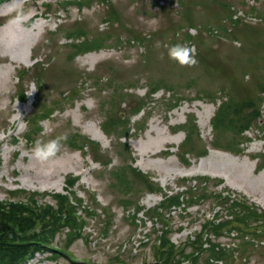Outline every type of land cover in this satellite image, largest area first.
Masks as SVG:
<instances>
[{
    "label": "rangeland",
    "instance_id": "1",
    "mask_svg": "<svg viewBox=\"0 0 264 264\" xmlns=\"http://www.w3.org/2000/svg\"><path fill=\"white\" fill-rule=\"evenodd\" d=\"M18 1L0 5V200L10 199L11 191L23 190L39 193L43 203L55 205L52 196L65 194L70 179L77 177L73 192L84 200L82 215L90 214L82 239L68 247L58 261L38 255L29 264L163 263L160 238L167 235L168 225L162 217L172 210L160 208L164 195L152 193L145 179L155 182L156 188L159 184L168 195L186 194L187 200L223 193L264 213V170L259 171L264 163V0H24L18 6L31 16L27 27L17 29L8 23L16 8L9 13L4 8ZM229 8L234 20H243L237 28ZM112 10L118 20L111 17ZM36 24L43 27L32 32L27 43V32ZM77 30L84 31L90 42L104 41L105 47L72 59L75 50L65 36L76 35ZM21 41L26 43L20 47ZM177 43L194 49L195 65H180L169 58L166 46ZM89 54L99 60H90ZM22 85L27 104L32 102L29 107L18 99ZM127 85L134 86L133 90L127 91ZM39 87L44 90L41 100ZM156 87L161 90L149 98ZM125 93L131 97H122ZM227 98L235 105L254 101L255 108L262 98V118L260 123L251 121L243 139L224 133L220 143L224 149L215 150L217 132L212 121ZM177 99L178 107L168 113ZM140 105L147 106L146 114L133 118L131 114ZM43 108L56 112L40 125L48 129L41 140L64 138L59 152L40 162L32 154L37 137L30 144L27 134ZM212 108L215 112L209 117ZM120 114L126 120L131 115L132 137L124 141H118V134L107 136L103 131L110 120L121 124ZM191 120H195L201 141L197 137L193 141L194 152L190 153L194 159L187 166L179 159L186 133L174 132L180 127L186 130L184 126ZM95 133L100 139H95ZM75 134L88 146L84 152L69 148L67 138ZM165 137L177 142L162 146L161 153L143 154L144 146ZM241 141L244 144L236 147ZM207 147V157H195ZM202 160L209 167L201 170ZM123 168L127 170L128 194L127 189L113 184L110 175ZM195 170L199 172L190 176ZM220 180L224 184H218ZM92 196L101 205L93 204ZM213 199L207 197L187 206L186 211L173 210L168 238L176 248L186 247L190 254V242L199 240L203 227L216 214L222 221L233 220L230 204L227 210ZM127 200L133 204L129 208L123 204ZM136 205L142 212H137ZM261 225L264 217L260 223L249 224L253 229ZM233 232L219 239L213 232L209 235L224 252L235 250V258L218 262L204 252L198 264H264V231L256 234L251 245H244L243 234L251 237L252 232ZM65 234L56 241L59 247L67 245ZM70 252L78 263L70 261Z\"/></svg>",
    "mask_w": 264,
    "mask_h": 264
},
{
    "label": "trees",
    "instance_id": "2",
    "mask_svg": "<svg viewBox=\"0 0 264 264\" xmlns=\"http://www.w3.org/2000/svg\"><path fill=\"white\" fill-rule=\"evenodd\" d=\"M5 1L8 0H0V5ZM91 1L92 0H89L88 3ZM103 1L108 2V0ZM79 5L82 7L83 4L80 3ZM228 12L229 17H231L232 24L237 28L243 20L239 18L234 20L235 14L232 16L230 8ZM110 15L117 20L119 19V16H117L114 10L110 12ZM65 39L71 41V45L75 50L72 59L77 58L83 53L101 50L105 47L104 41L90 42L89 39H87V34L82 30H77L76 35L65 36ZM144 39V41L148 40V38ZM39 75L43 76V72H39ZM18 78L19 82L22 83V78L20 76H18ZM96 85H98V83H96ZM22 87L23 85L20 87L21 92L18 99L22 103H27V91ZM159 87H156L148 93L149 98L161 90ZM133 88L134 86L132 85L125 86L127 91L133 90ZM261 89V94H264V85H262ZM38 91V98L41 100L44 90L39 87ZM125 96L131 97L128 93L122 95V97ZM179 100L180 99H177L176 103L168 110V113H171L178 107ZM262 105V98L258 102L257 108H255L254 101L244 103L243 105H235L231 101V98H227V100L222 101L217 114L212 121V127L214 128V131L217 132V145H215V148L213 149H224V147L220 146V143L223 142L222 137H224L223 134L226 132H231L234 136H240L243 139V134L249 131V126L252 120L256 123H260L262 118ZM146 107L147 106L145 105L138 106L131 114L133 118L142 113L145 115ZM55 112L56 110H49V108H47L46 111L45 108H43V110H39L38 113H36V116L32 120L33 127L27 134V141L30 144L34 142L32 139L34 135H36L37 139L42 138L41 133L43 132V129L40 125L44 121L50 119ZM131 115L126 120L125 116L120 114L119 122L121 124L119 125L113 124V120L108 121L106 128H103L104 133L107 136H110V134H118V141L128 140L132 137L130 135L132 128H129ZM240 121L243 122L241 125H239ZM184 127H187L186 130L183 129V132L186 133V139L182 145L184 154L179 156V159L184 165L190 166L191 161L194 159L191 157L192 153H190L191 151L194 152L193 141L196 137L198 141H201V139L200 134L197 132L195 120L188 121ZM120 130L122 131V134L119 133L121 132ZM81 140V135L75 134L74 136L67 138V144L69 145V148L84 152L88 146L81 143ZM243 144L244 142L241 141L236 145V147L240 148V145ZM127 148L128 146H125L123 150L127 152ZM208 148L209 147L202 150L195 157L198 159L206 157L208 155L206 151ZM131 169L133 171H137V176L141 177V173L138 170L133 167H131ZM259 169H264V163L259 166ZM110 175L114 178L113 184L127 189L126 193L128 194L130 188L126 178L127 170L125 168L121 170H112ZM76 183V178L70 179L68 184L69 186L66 189L70 192V195L56 194L52 196V199L55 201V205L43 203L41 201L43 200V196L39 193H26L23 190L11 191L9 192V196L11 197L10 199H6L4 201L0 200V264H27L28 261L31 258H34L37 254L47 253L51 254V259L53 261H58V259H60L62 255L68 251V247L70 248L75 242L82 239L83 230L86 226V218L90 217V214L88 212H86V215L84 216L80 214V209L82 208L84 201L73 192V188L76 186ZM154 183L149 179H145V184L148 188L150 187L149 190L152 193L160 192L164 195L165 199L160 205V208L162 210L167 209L168 212L172 210L171 214L173 210L178 208H183L186 211L187 206L189 208L199 204L201 200H207V197H214V201H212L214 204L216 203L219 206H224V209L227 210L231 209L234 213L231 215V217H233L232 221H222L223 218L216 215L213 221L206 224L203 227L204 231L201 232V235L199 236V240L196 242H190L189 246L192 248V252L190 254L186 253V247L183 249L176 248V246L171 243L168 238L171 214L169 213L167 216L164 215L162 220L166 221V224L168 225L166 226L167 232L165 231L167 235L160 238L159 246V258L163 260V264H198L204 252H209L210 257L216 259L218 262H224V260L235 258L233 253L235 250H225V252L221 250V245L214 244L210 240L211 236L209 235V232H213L216 239L222 238L225 235L230 236L234 233V230H237L238 234L240 231L252 232L253 235L251 237L247 236V233L243 234L244 245H251L254 244L253 239L255 240V238H258L256 234L260 235V232L264 231V229H261L264 225L255 227L254 229L249 226L251 221L260 223L264 217V213L260 214L256 208L242 202L241 200H233L231 196H225L223 193L217 192H213L207 196L203 195L201 198L198 196H192L191 199L186 200V194H165L163 193L162 187L158 184L156 188ZM218 184H223L222 180H220ZM69 188L71 190H69ZM91 199L93 204L101 205L98 203L96 196H92ZM123 204L126 208L133 205L128 200L123 202ZM227 204H230V209ZM184 205L186 206L182 207ZM136 208L139 213L143 210L139 205H136ZM238 209L242 212L238 213ZM240 214L242 217L238 216ZM64 233H67L65 234V238L68 246L59 247L58 244H56V241L59 236ZM233 246L234 244H231L229 249ZM248 247L249 246H245L244 248ZM246 251L247 250H245V252ZM68 258L75 259L72 253L68 256ZM119 263L120 261L118 260H114V262H112V264Z\"/></svg>",
    "mask_w": 264,
    "mask_h": 264
},
{
    "label": "clouds",
    "instance_id": "3",
    "mask_svg": "<svg viewBox=\"0 0 264 264\" xmlns=\"http://www.w3.org/2000/svg\"><path fill=\"white\" fill-rule=\"evenodd\" d=\"M31 12L23 10L22 7L17 6L15 15H12L8 23L15 26L17 29H22L25 22L30 18ZM167 47V54L170 59L178 62L180 65H195L197 63L196 57L192 54L194 49L184 44H174ZM48 131L43 129L41 135ZM64 137H56L47 141L37 139L32 147L33 156L40 162H45L51 157L55 156L61 148V140Z\"/></svg>",
    "mask_w": 264,
    "mask_h": 264
},
{
    "label": "bare ground",
    "instance_id": "4",
    "mask_svg": "<svg viewBox=\"0 0 264 264\" xmlns=\"http://www.w3.org/2000/svg\"><path fill=\"white\" fill-rule=\"evenodd\" d=\"M21 2H24V0H20V1H18V2H11V3H9V4H7V6H6V8H4V11L5 12H11V11H13ZM1 11H3V10H1ZM28 26V21H26L25 22V24H24V27H27ZM43 27V24H36L35 26H33V28H31V30H30V32H27V43L31 40V35H32V32H34V31H36V30H40L41 28ZM25 43L26 42H24V41H21L20 42V47L21 46H23V45H25ZM89 55H91V56H89ZM88 55V58L91 60H95V62H97L98 60H99V57H97V56H95V55H93V54H89ZM32 104V102H28V104H27V107H29L30 105ZM199 105H202V104H199ZM202 106H205V105H202ZM183 113L186 111V107L184 108V109H182L181 110ZM214 112H215V109H213L212 108V110H211V112H210V116L209 117H211L213 114H214ZM152 133V131H150V134ZM161 135H163V134H166V133H160ZM94 136H95V139H100V135L98 134V133H95L94 134ZM177 141H175V140H171L169 137H165V138H162V139H159L157 142H156V146L155 145H153V144H148V145H146V146H144L143 148H142V152H143V154H147V153H152L153 151H155L154 153L155 154H158V153H161L162 152V146H165V145H167V144H169V143H176ZM154 146L156 147V149L154 150ZM222 155H226V156H230L228 153H222ZM49 165H50V167H51V165L52 164H50L49 163ZM209 164H207V162H206V160H202L201 162H200V164H199V169H203V168H205V167H207ZM209 167V166H208ZM145 172H148L149 171V169H147V168H142ZM197 172H199L198 170H195V171H192V172H190V176H193V175H195ZM263 175H264V173H263ZM62 185H61V187L63 186V182L61 183Z\"/></svg>",
    "mask_w": 264,
    "mask_h": 264
},
{
    "label": "water",
    "instance_id": "5",
    "mask_svg": "<svg viewBox=\"0 0 264 264\" xmlns=\"http://www.w3.org/2000/svg\"><path fill=\"white\" fill-rule=\"evenodd\" d=\"M157 264H161V263H157Z\"/></svg>",
    "mask_w": 264,
    "mask_h": 264
}]
</instances>
